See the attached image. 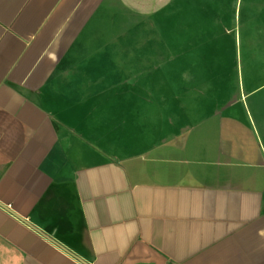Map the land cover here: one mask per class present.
<instances>
[{"label":"crops","instance_id":"obj_1","mask_svg":"<svg viewBox=\"0 0 264 264\" xmlns=\"http://www.w3.org/2000/svg\"><path fill=\"white\" fill-rule=\"evenodd\" d=\"M229 1L0 0V264H264Z\"/></svg>","mask_w":264,"mask_h":264},{"label":"rangeland","instance_id":"obj_2","mask_svg":"<svg viewBox=\"0 0 264 264\" xmlns=\"http://www.w3.org/2000/svg\"><path fill=\"white\" fill-rule=\"evenodd\" d=\"M233 1L230 0L227 2L225 8L229 9L231 14L236 5L235 3V5H233ZM235 1L237 2L236 22L234 24L232 20L231 23H228V10L226 11L223 8L221 15L225 17L226 20L222 19L221 21V33H243V38L245 39L246 35H250L251 38L247 36V39L250 38L252 46H254L253 52H250L248 42L245 40H242L241 44L238 42L237 62L254 61L264 63V0ZM190 2L195 3V0H191ZM187 3V0H176V5L174 7L175 13H180L184 10L186 13H192L196 10L195 6L190 5L191 3L188 5ZM246 72L251 73V76L254 78V83H256V78L259 80L264 77V65L262 68L247 70Z\"/></svg>","mask_w":264,"mask_h":264}]
</instances>
